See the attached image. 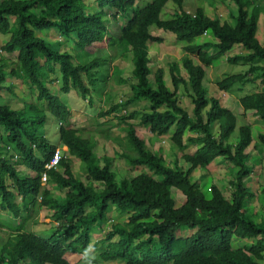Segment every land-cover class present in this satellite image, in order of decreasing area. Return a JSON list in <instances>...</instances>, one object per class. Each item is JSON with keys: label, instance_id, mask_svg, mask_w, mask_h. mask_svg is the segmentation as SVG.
Segmentation results:
<instances>
[{"label": "trees", "instance_id": "16d2710c", "mask_svg": "<svg viewBox=\"0 0 264 264\" xmlns=\"http://www.w3.org/2000/svg\"><path fill=\"white\" fill-rule=\"evenodd\" d=\"M139 1L146 2L95 0L93 6L87 0H0V34L10 36L0 48V100L5 88L16 99L14 89L21 81L29 93L37 90L39 101L48 105L44 108L41 103H24L17 109V105L0 104V201L12 217L24 219V212L34 214L33 208L39 205L41 196L40 206L53 212L54 223L58 224L48 238L24 231V226L15 232L10 230L8 241L0 242V264H72L68 257L76 255L81 259L75 264H86L84 250L99 234L97 229L110 222V210L128 217V221L114 223L107 236L95 243L96 264H264V188L258 198L246 185V179L252 175L248 164L253 151L258 150L256 147L250 151L252 126H241L237 141L233 142L237 116L222 105L220 98H209L203 85L206 68L235 46H241L244 54L227 60L248 66V70L218 81L216 87L227 94L236 87L257 88L258 81L261 82V91L254 90L258 92L238 100L245 120L253 115L264 121V44L257 40L264 6L256 5V0H223L238 8V14L233 15L236 24L232 25L220 18H210L202 9L187 12L185 0H152L136 9ZM170 2L175 4L173 17L163 20L162 12ZM118 18H124L125 25L114 37L108 20ZM152 27L173 33L177 42L184 44L182 65L172 63L169 68L172 91L167 87L163 68L158 67L151 78L148 45L154 42ZM37 31H53L55 38L61 39L51 42L49 36H36ZM207 36L213 40L196 44ZM72 38L82 52L107 41L110 48H118V53L132 55L133 82L130 84L118 74L121 83L130 84V98L100 116L116 114L125 126L122 130L130 150L121 153V158L133 171L147 167L151 174L122 177L118 181L112 171L115 159L108 155L98 157L94 140L69 128L71 114L68 105L53 94L51 74L58 77L57 82L61 81L63 93L74 89L87 100L92 93L102 96L105 92L109 68L105 66L108 60L98 59V55L91 62L74 63L72 55L61 51L64 39L73 41ZM14 52L19 53L16 61L3 56ZM102 69L107 75L103 84V79L94 75L102 74ZM115 71L118 72L117 68ZM182 86L194 106L191 113L178 98ZM142 102L146 103L144 111L129 112L133 105ZM49 116L59 124L56 143L60 142L70 156L48 172V184L55 191H66L63 196H55L42 183L46 164L57 149L56 143L41 134ZM134 120H139L154 137L168 138L171 147L179 150V159L173 166L147 147L138 136L137 127L130 123ZM259 141L264 148V134L259 135ZM187 150L192 152L186 153ZM12 153L34 177L20 176ZM77 160L82 164L85 181L74 172ZM214 162L232 164L237 169L230 182L229 198L217 185L210 187L209 197L205 196L192 179L196 170L207 169ZM9 180L18 194L11 191ZM172 189L185 196L183 205H177ZM18 196L21 204L16 202ZM259 200L263 202L258 207L255 204ZM180 231L194 233L179 238ZM234 237L250 242L234 249ZM99 248L104 251L95 253Z\"/></svg>", "mask_w": 264, "mask_h": 264}, {"label": "rangeland", "instance_id": "374dc122", "mask_svg": "<svg viewBox=\"0 0 264 264\" xmlns=\"http://www.w3.org/2000/svg\"><path fill=\"white\" fill-rule=\"evenodd\" d=\"M152 0H146V2L139 1L136 2V9L137 8H143L148 3H150ZM261 3H260V2ZM88 3L96 4L95 0H87ZM256 5H262L264 6V0H256ZM173 7H175V4L170 2L168 9L163 13V20H168L169 18H172L171 15H173ZM198 9H202L207 16L210 18H220L222 22H229L232 25L236 24V21L233 20V14H238V8L236 5H232L229 1H223V0H185L184 1V10H186L189 13H195ZM119 21V19L116 20H108V25L110 27V30L112 31V35L114 37H117L120 34V25L125 24V21L121 18V22L116 23ZM150 34L154 39V42H151L149 46L150 49V57H151V68H152V76L153 79L155 70L159 68H163L165 73V80L167 82V87L172 91L173 85L171 83V79L169 76V68L172 63H179L182 65V60L185 56V52L183 51L184 44H181L177 42L176 37L171 32H165L162 30L157 29L156 27H152L150 29ZM36 36L47 38L48 36L51 37V42H57L61 38L58 37L55 38L56 35H54L53 31H37ZM9 35H2L0 34V48L4 46L7 41L9 40ZM158 38L162 41L159 42ZM73 41H68L71 39H64V43L62 44L61 51L67 52L74 58V63H83V62H91L95 59H104L108 60L107 65H109L108 68V80L107 75L102 69L103 73H94V75L98 78L105 80L107 83L106 90L102 94V96H97L96 94L89 95V98L87 100L83 99V97L80 95V93L74 89H71L69 93H63L61 91L62 83L57 82L58 77H54L53 74H51V79L53 82V85H51V88L53 89V94L56 96H59L62 102L68 105L71 117H70V126L69 128L76 129L79 131L80 135L83 136L86 139H93L95 144V152L97 153L98 157L102 158L105 155H108L109 157H113L115 159V165L114 173L117 175V179L122 180V177H128L133 178L141 173H147L151 174L147 167H142L140 169H136L133 171L130 169L125 161L121 158V153H130V150L127 145L126 141V133L122 130L124 125L120 124L119 120L116 118V114H110L109 116H103L101 117V113H106L112 109V107L118 103H121L122 101H126L131 96V79H132V68L134 69L133 63L131 61V54L122 55L121 53L117 52L118 48H110L108 46L107 41L103 43H97L92 48L89 49L90 53H98L96 55L90 54L88 51L82 52L78 50L75 47V38H72ZM213 40L212 37H201L196 41V44L203 43L205 41H211ZM257 40L260 44H264V15L261 16L258 30H257ZM68 41V47L69 49L65 48L66 42ZM74 43V46H73ZM60 50V48L58 47ZM72 49V50H71ZM18 52H14L11 55H6L5 53L3 56L10 59L11 61H16L18 59ZM213 54V53H212ZM237 54H244V50L241 46H235L233 50H231L227 55L223 56L219 60L215 61L214 64L206 68V77L204 79L203 85L205 86L209 98H220V101L222 105L226 108H230L234 114L238 118L237 122V128L235 134H233L232 139L233 142L238 138V131L239 128L246 123L251 124L252 126V136H253V144L250 148V151L253 150L254 147L258 148L257 155L252 154V158L250 159V162L248 164L249 168L252 170H255V173L261 172L260 177L258 175H254L253 180L246 181V185L248 188H251V184H253V189H262V184L260 183V180H264V161L260 163L257 159L260 158V160H264V157L262 155V151L260 149V141H259V135L264 134V121L253 116L249 115L246 120L243 118V108L239 103V100L241 97L248 95V94H254L255 92L262 90V84L258 81L257 88L253 87V85H248L242 90H239V87H236L232 90V92H229L227 94L220 92L218 88L216 87V83L218 81L223 80L226 77L237 75L241 73H245L248 70V66H244L242 64H232L228 62V57H233ZM197 64V62H196ZM117 68L118 72L116 73L115 69ZM121 75V79H127L130 81V84H123L119 80V75ZM57 75H59L57 73ZM60 79V76H59ZM12 82L15 80H11ZM10 81V82H11ZM9 82V84H10ZM13 82V83H14ZM133 82V81H132ZM18 91H15L14 93H18L19 91H22V93H18V97H21L20 99H23L26 103H29L30 105H39L41 102L38 99V92L36 88H34L36 91L34 93H29L27 86L25 84H22L21 81H18L17 83ZM8 86V85H6ZM101 87L103 85H100ZM7 89V88H6ZM258 90V91H254ZM24 91V92H23ZM9 92H3L2 94V100L1 103L4 104H13L10 98ZM111 99H109V97ZM226 96V97H225ZM179 100L181 101L182 107L186 109L188 112H192L194 106L192 104L191 98H189L188 94L185 93L183 86L181 87V90L178 95ZM18 104L16 106L17 109H20L23 107V103L21 100L17 99ZM15 103V102H14ZM42 107L46 108L48 105L46 102H42ZM14 105V104H13ZM145 102L138 103L133 105L129 112H132L134 110L144 111L145 110ZM41 107V106H40ZM132 123L135 127H137V134L140 138L144 139L146 141L147 147L157 154H161L166 162L174 165V161L179 157H177L179 150L176 148L171 147V142L168 138H162L157 139V137L152 136L148 129H145L139 124V120H134ZM65 128H68V125H63ZM41 134L46 137L52 144H55L58 138H59V124L58 122L51 116H49L42 125V131ZM120 139V140H117ZM122 143V145H121ZM56 146L58 149L62 150L64 153V156L70 157L68 152L62 149V144L60 142L56 143ZM191 150H187L186 153H191ZM14 166L20 168V175L21 177H27V169L20 165L21 163L17 160H14ZM256 167L257 165H259ZM103 165V164H102ZM180 165H183L185 168V163L180 160ZM229 167L230 169L229 171ZM132 171V172H131ZM30 172V171H29ZM74 172L79 175L84 181L86 179L85 172L82 168V164L80 161H76L74 163ZM237 172V169L231 164H216L212 165L207 169L196 170L193 175L192 179L194 182H197L200 190L202 193H204L205 196H210V187L212 185H217L219 187L224 188V192L227 198L231 196L232 189L230 188V182L232 178L235 177ZM130 173V175H129ZM34 174L30 172V177H32ZM248 182H251L249 184ZM10 184V187L15 190L16 189L12 183L11 180L8 182ZM94 185L98 188H101L102 186L99 183H94ZM46 189H50L52 193L55 196H63L66 191H55L51 185H46ZM251 190V189H250ZM251 190V191H252ZM17 193V192H16ZM173 197L177 201V205L181 206L186 202L185 196L177 189H172ZM261 196V193H258ZM42 200H39V205H36L33 209L34 215L32 216L33 219H37L38 223H35L36 220L31 219L29 223L26 225V230L30 232L39 233L40 237L42 238H48V234H51L53 231L56 230L58 224L54 223V219L52 218L53 212H51L48 209L42 208L40 206ZM260 200L258 201V203ZM263 201H261L257 206L259 207L260 204H262ZM7 211L3 210L0 205V242H4L6 239H8L7 235L10 236L8 233L11 234V232H1V231H16L19 228H23L22 223L26 224L27 220H16V218L9 215L7 218ZM108 220L110 222H107V224L104 225V228H98L99 231L94 238L91 245H95V243L99 242L103 238L107 236V234L110 232L111 227L114 223H125L128 221V217L126 216H119L115 212V210H110L108 213ZM22 222V223H21ZM194 233V231H180L177 233V236L179 238H187L191 236ZM250 241L248 240H241L236 237L233 238V248H243L245 245H247ZM247 243V244H246ZM102 251H104L102 248H99L95 253L99 254ZM96 257V254H95ZM69 261L72 264H75L80 261L81 256H71L68 257ZM96 259V258H95ZM96 260L92 261V264L95 263ZM82 263V262H81ZM118 264V263H116Z\"/></svg>", "mask_w": 264, "mask_h": 264}, {"label": "crops", "instance_id": "0c3cea01", "mask_svg": "<svg viewBox=\"0 0 264 264\" xmlns=\"http://www.w3.org/2000/svg\"><path fill=\"white\" fill-rule=\"evenodd\" d=\"M168 7H169V5L166 6L167 9H168ZM166 8L163 10V13H164V11L166 10ZM163 13H162V17H163ZM233 15L236 16L235 14H233ZM6 85H8V87H9L10 84L7 83ZM18 90H19V89L17 88L15 91H18ZM5 91L8 92L7 89L5 88L4 91L1 92V95H2L3 92H5ZM18 93H22V91H19ZM18 93H15L16 96H17V97L15 96L16 99H15L12 95H10V98H11L10 101H12V103H13L14 105H17V104H18L17 99L21 100L23 104L26 103L23 99H20L21 97H18ZM225 97H226V96H225ZM2 99H3V98H2ZM2 99H1V100H2ZM1 100H0V101H1ZM14 102H15L16 104H15ZM0 104H4V103H1V102H0ZM0 130H1V129H0ZM152 136H153V135H152ZM157 139H159V138H157ZM161 139H162V138H161ZM236 141H237V139L234 140V142H236ZM254 148L256 149V147H254ZM260 149H261V151H262V155H263V157H264V148H263V147H260ZM257 152H258V150L253 151V155H257ZM11 155H12V154H11ZM12 157H13V156H12ZM257 160H258L260 163H262V162L264 161V160H260V158H258ZM13 161H14V159H13ZM218 163L221 164L220 162H214L213 164L216 165V164H218ZM213 164H212V165H213ZM212 165H210V166H212ZM210 166H209V167H210ZM258 166H260V164L257 165L256 167H258ZM24 167H25V166H24ZM209 167H208V168H209ZM253 170H254V168H253ZM229 171H230V168H229ZM20 172H21V171H20ZM31 173H32V172H31ZM260 173H261V172H257V173H255V170H254L253 173H252V175H251V177H250V178L248 177V181H250L251 179L253 180L254 175H258V174H260ZM29 175H30V172H29V170L27 169V176H29ZM20 176H21V175H20ZM34 176H35V175H33L32 177H34ZM258 176L260 177V175H258ZM246 181H247V179H246ZM248 183L251 184V182H248ZM260 183H261L262 186H263L261 190H258V189H253V190H252V188H253V184H254V181H253V184H251V186H250L252 192L255 193V194H257V195H258V198H261V196H260L258 193H261V191H262L263 188H264V180H262V181L260 180ZM8 185H10V184L8 183ZM218 187H219V186H218ZM219 188L224 190V188H222V187H219ZM15 189H16V192H17V193H16L15 190H13L12 188H11V191H12L13 193H15V194H18L17 188H15ZM16 202H17V204H21V198H20L19 196L17 197ZM260 202H261V201H260ZM260 202H259V203H260ZM0 205H1V208L3 209V207H2V202H1V201H0ZM37 205H38V204H37ZM255 205H257V204H255ZM8 214L11 215L10 213H7V215H6L7 218L9 217ZM33 215H34V214H33ZM33 215L30 214V213H25V212H24V219H21V218L17 219V218H16V220H21V221H23V220H27L26 224H24V223L21 222L22 225L24 226V228H23L24 231H27V230H26V225L29 223V221H30L31 219H33V217H32ZM33 220H36L35 223H38L37 219H33ZM9 231H10V230H7V231H4V230H3V231H1V232H9ZM27 232H30V231H27ZM32 233H35V232H32ZM8 234L10 235V233H8ZM35 234H37V233H35ZM52 234H53V233L48 234L47 236L52 235ZM37 235H40V234L38 233ZM10 236H11V235H10ZM10 236L7 235L8 239H9ZM8 239H6L4 242H7Z\"/></svg>", "mask_w": 264, "mask_h": 264}, {"label": "clouds", "instance_id": "9594fccd", "mask_svg": "<svg viewBox=\"0 0 264 264\" xmlns=\"http://www.w3.org/2000/svg\"><path fill=\"white\" fill-rule=\"evenodd\" d=\"M165 9V8H164ZM163 13V12H162ZM161 18H162V15H161ZM119 19V21L121 22V18H118ZM123 20H124V18H122ZM113 20V19H112ZM119 21H117L116 23H119ZM125 21V20H124ZM123 25H125V24H123ZM123 25H120V27H119V29L121 28V26H123ZM150 45V44H149ZM131 57H132V55H131ZM62 149L65 151V149H64V147H63V145H62ZM57 150H60V149H56L55 150V152L57 151ZM61 152H62V154H63V158L64 157H66V156H64V153H63V151L62 150H60ZM12 155H13V157H14V159L15 160H17L18 159V156L16 155V154H14V153H12ZM54 155V154H53ZM62 158V159H63ZM51 161V160H50ZM62 161V160H61ZM61 163V162H60ZM47 164H49V163H47ZM47 164H46V166H47ZM58 168V167H57ZM46 172V171H45ZM44 172V173H45ZM49 172V171H48ZM48 172H47V174H48ZM9 182V181H8ZM43 183V182H42ZM46 185H48V180H47V182L44 184L43 183V186L45 187ZM39 200H42V198H41V196L38 198V202H39ZM83 255H84V257H85V260H86V264H92V261L93 260H95V254H94V248H93V245H91V244H89L88 245V247L84 250V253H83Z\"/></svg>", "mask_w": 264, "mask_h": 264}, {"label": "built area", "instance_id": "2783aa9c", "mask_svg": "<svg viewBox=\"0 0 264 264\" xmlns=\"http://www.w3.org/2000/svg\"><path fill=\"white\" fill-rule=\"evenodd\" d=\"M206 35H207V34H205V36H206ZM62 158H63V154H62V152H61L60 150H57V151L54 153V155H53L51 161L49 162V164H47V166H46V172L43 173V175H42V182H43L44 184H45V183L47 182V180H48V174H47V172H48V171H51V170H53V169H57V167L59 166V164H60Z\"/></svg>", "mask_w": 264, "mask_h": 264}]
</instances>
